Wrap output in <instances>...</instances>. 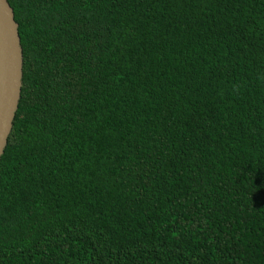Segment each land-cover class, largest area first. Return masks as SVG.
Masks as SVG:
<instances>
[{
	"label": "trees",
	"instance_id": "1",
	"mask_svg": "<svg viewBox=\"0 0 264 264\" xmlns=\"http://www.w3.org/2000/svg\"><path fill=\"white\" fill-rule=\"evenodd\" d=\"M6 2L0 264H264V0Z\"/></svg>",
	"mask_w": 264,
	"mask_h": 264
},
{
	"label": "water",
	"instance_id": "2",
	"mask_svg": "<svg viewBox=\"0 0 264 264\" xmlns=\"http://www.w3.org/2000/svg\"><path fill=\"white\" fill-rule=\"evenodd\" d=\"M21 66L17 24L6 0H0V156L6 146L17 109Z\"/></svg>",
	"mask_w": 264,
	"mask_h": 264
}]
</instances>
